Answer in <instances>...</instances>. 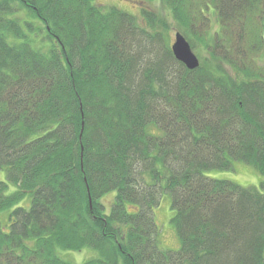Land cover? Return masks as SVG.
<instances>
[{
  "label": "trees",
  "instance_id": "16d2710c",
  "mask_svg": "<svg viewBox=\"0 0 264 264\" xmlns=\"http://www.w3.org/2000/svg\"><path fill=\"white\" fill-rule=\"evenodd\" d=\"M0 0V264H264V0ZM12 187V188H11ZM116 191L107 210L103 197ZM171 195L177 250L159 245ZM5 214L4 216L2 214Z\"/></svg>",
  "mask_w": 264,
  "mask_h": 264
},
{
  "label": "rangeland",
  "instance_id": "374dc122",
  "mask_svg": "<svg viewBox=\"0 0 264 264\" xmlns=\"http://www.w3.org/2000/svg\"><path fill=\"white\" fill-rule=\"evenodd\" d=\"M99 5L108 6L116 5L119 8L127 10L136 16L141 15L142 0H96ZM151 6L160 14L165 16L171 23V28L168 32L170 43L175 40L176 27L174 26V20L170 14L169 9L161 3L160 0H156L151 3ZM206 175L234 180L243 186H256L259 189L261 183L264 181V175L260 173L254 166L246 163L240 159H233L232 167L224 169H210L205 172ZM6 179V171L0 169V180ZM12 188V187H11ZM116 191L111 190L103 197L104 203H106L107 210H110V203L114 198ZM155 220L159 226V245L166 250H177L181 245L180 237L172 223V217L174 215V208L171 206V195L168 192H164L160 201V204L155 207ZM5 215L4 213L2 214ZM59 255L73 263L82 264L88 259L99 257V253L91 246H86L79 250L58 249Z\"/></svg>",
  "mask_w": 264,
  "mask_h": 264
},
{
  "label": "water",
  "instance_id": "95a60500",
  "mask_svg": "<svg viewBox=\"0 0 264 264\" xmlns=\"http://www.w3.org/2000/svg\"><path fill=\"white\" fill-rule=\"evenodd\" d=\"M172 51L176 58L183 62L189 69H195L200 65V59L190 42L180 32L177 31L175 34V40L171 44Z\"/></svg>",
  "mask_w": 264,
  "mask_h": 264
}]
</instances>
